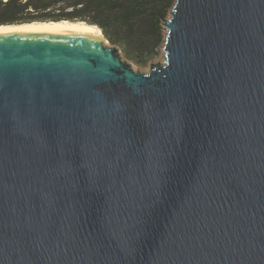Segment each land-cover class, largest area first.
<instances>
[{"label": "water", "instance_id": "1", "mask_svg": "<svg viewBox=\"0 0 264 264\" xmlns=\"http://www.w3.org/2000/svg\"><path fill=\"white\" fill-rule=\"evenodd\" d=\"M162 63L0 31V264H264V0H175Z\"/></svg>", "mask_w": 264, "mask_h": 264}, {"label": "trees", "instance_id": "2", "mask_svg": "<svg viewBox=\"0 0 264 264\" xmlns=\"http://www.w3.org/2000/svg\"><path fill=\"white\" fill-rule=\"evenodd\" d=\"M175 0H0V26L80 22L101 31L136 65L157 57Z\"/></svg>", "mask_w": 264, "mask_h": 264}, {"label": "bare ground", "instance_id": "3", "mask_svg": "<svg viewBox=\"0 0 264 264\" xmlns=\"http://www.w3.org/2000/svg\"><path fill=\"white\" fill-rule=\"evenodd\" d=\"M73 29L80 30L87 33H92L97 36H101V31H97L93 26L87 25L80 22H33L28 24H17V25H8L0 26V31H18V30H37V29Z\"/></svg>", "mask_w": 264, "mask_h": 264}, {"label": "rangeland", "instance_id": "4", "mask_svg": "<svg viewBox=\"0 0 264 264\" xmlns=\"http://www.w3.org/2000/svg\"><path fill=\"white\" fill-rule=\"evenodd\" d=\"M164 35H165V31H163ZM120 56L122 57V59H124L125 61H127L131 66L132 68L135 70V71H139V72H148L149 71V66L150 65H153V64H156V63H162L164 61V58H163V52H162V47H161V50H160V53L157 57L153 58L152 60H150L148 62L147 65L145 66H140V65H136L134 62L128 60L124 54L122 53V51L118 50Z\"/></svg>", "mask_w": 264, "mask_h": 264}]
</instances>
